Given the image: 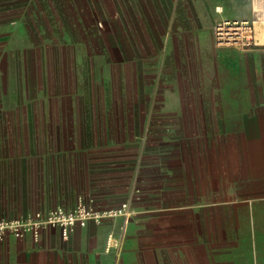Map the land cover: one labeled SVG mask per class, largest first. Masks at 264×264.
<instances>
[{
  "label": "crops",
  "instance_id": "crops-1",
  "mask_svg": "<svg viewBox=\"0 0 264 264\" xmlns=\"http://www.w3.org/2000/svg\"><path fill=\"white\" fill-rule=\"evenodd\" d=\"M175 7L176 0H0V54L7 55L0 69L64 70L87 64L102 69L95 67L99 47L90 42L95 22L99 33L117 41L121 54L118 61L114 52L112 57L103 50L101 65L119 69L136 54L139 93L150 96L146 86L153 81L146 85L145 76L161 58L147 66L144 55L167 47L162 46L163 38L174 35ZM181 21L187 24V16ZM144 38L153 40L147 44ZM255 61L240 76L219 81L216 89L210 90V84L202 96L172 91L170 108L155 114L170 118L172 136L163 132L153 138L169 148L156 152L160 147H140L137 150L148 156L143 160L123 158L132 150L128 141L95 140L103 133L125 134L135 127L137 120L130 112L128 122L118 127L112 118L104 122L103 113L91 114L90 121L101 117L96 133L83 120L75 132L83 146L69 151L70 162L63 158L66 151L35 160L36 113L19 111L27 118L22 132L29 139L24 154L15 152L20 145L12 136L0 142V215L28 216L57 206L70 209L80 200L96 207L127 200L131 215L123 236L121 216L88 220L68 239H62L55 227L41 229L37 240L30 234L9 235L0 241V264H264V66ZM169 80L174 84L172 76ZM86 95L82 87L76 93L79 98ZM194 98L199 108L193 109ZM21 100L13 93L12 102ZM17 111L0 110V120L16 118ZM213 132L221 134V145L212 141ZM231 144L233 163L226 154ZM214 149L221 151L219 174L209 171L207 151ZM83 155L95 161L87 163ZM99 156L104 160L98 161ZM211 196H221L218 207L211 208ZM211 209L221 211L220 222L211 220ZM109 234L119 246L106 248Z\"/></svg>",
  "mask_w": 264,
  "mask_h": 264
},
{
  "label": "rangeland",
  "instance_id": "rangeland-1",
  "mask_svg": "<svg viewBox=\"0 0 264 264\" xmlns=\"http://www.w3.org/2000/svg\"><path fill=\"white\" fill-rule=\"evenodd\" d=\"M174 15L177 20L174 35L163 38L162 46L167 47L155 54L149 49L148 54L144 55L147 66L161 58L158 66L155 68L150 66L148 71L151 73L145 76L146 85L149 79L153 81L151 86H146L150 96L144 97L139 93L138 64L134 61L136 54L132 53L130 60L133 58V61L129 60L119 69L116 66L117 69L112 66L108 69L106 64L101 65L105 58L101 54L103 50L112 57L114 52L118 61L121 54L117 41L106 37L102 32L99 33L95 22L94 27L90 28L91 35L94 36L90 42L99 47L98 63L95 67L102 66V69H95L92 64L83 65V68L79 69L64 70L56 67L43 71L0 69V110H18L16 118L3 117L0 120V142L7 141L12 136V140L20 145L15 152L25 153L24 144L29 135L24 130L22 132V125L27 118L22 117L19 111L25 113L26 110L32 109L36 113L33 117L32 137L35 160L52 157L54 155L51 153L54 152L66 151L67 156L63 158L71 162L73 157L69 151L76 145L83 146L82 140L75 134L79 131L81 122L83 125L84 122L91 125L92 131L96 133V121L99 123L101 117H93V121H90L91 114L108 112L106 113L108 116L102 114V120L105 122L112 118L118 127L119 122H128L130 112L137 120L135 127L131 126L127 133H121L122 135L111 127L114 132L116 131L115 134L103 133L102 139L100 137L95 140L100 142L108 139L112 143L121 140L130 142L132 150L127 151L123 157L130 161L148 157L137 150L140 147H160L156 152H163L165 148H169L165 143H159L160 145L154 143L153 138L163 132L166 137L172 136V133H169L170 118L165 116L156 118V112L170 108L172 102L168 98L172 91L202 96L203 93H207L210 84H212L210 90L216 89L219 81L240 76L241 70L249 63L252 64L255 59L258 67L264 66V0H176ZM183 15L187 16L185 25L181 21ZM150 40L153 39L144 38L147 44L151 43ZM5 56L0 54V61ZM175 69L180 72H176ZM159 76L162 77V81ZM170 76L174 81L172 85ZM183 81H189V84L184 85ZM111 83L115 86L113 90ZM81 87L87 93L85 98L76 96ZM13 93H18L22 100L18 103L12 102ZM112 94L114 97L110 99ZM181 103L182 106L185 104L184 101ZM202 104L208 106L207 101H203ZM197 106L199 108V101L194 98L193 109ZM39 111L41 115L38 114ZM99 132L100 128L98 136ZM218 134L219 132H213L210 136L213 142L221 145V134ZM230 146L226 154L233 163L234 148L232 144ZM207 153L210 159V173H221V166H218L221 163V151L214 149ZM83 156L87 163L94 160L90 155ZM110 158L115 159L113 156ZM101 160H104V156H99L98 161ZM209 204L211 208L220 205L221 196H211ZM218 209H211L212 221H221V211L218 213ZM130 215L128 213V218ZM218 238L216 236L214 240L217 241Z\"/></svg>",
  "mask_w": 264,
  "mask_h": 264
},
{
  "label": "built area",
  "instance_id": "built-area-1",
  "mask_svg": "<svg viewBox=\"0 0 264 264\" xmlns=\"http://www.w3.org/2000/svg\"><path fill=\"white\" fill-rule=\"evenodd\" d=\"M97 25L102 26L101 21H98ZM127 207V201H121L115 207H96L80 200L70 209L57 206L46 210L36 209L28 216L0 215V241L9 235L24 237L26 234L37 240L40 230L46 227L57 228L61 238L68 239L77 225L83 226L88 220L100 222L103 218L117 216L122 217L120 228L123 236L128 221ZM112 245L119 246V241L109 234L106 238V248Z\"/></svg>",
  "mask_w": 264,
  "mask_h": 264
},
{
  "label": "bare ground",
  "instance_id": "bare-ground-1",
  "mask_svg": "<svg viewBox=\"0 0 264 264\" xmlns=\"http://www.w3.org/2000/svg\"><path fill=\"white\" fill-rule=\"evenodd\" d=\"M220 34L223 33V32H219Z\"/></svg>",
  "mask_w": 264,
  "mask_h": 264
}]
</instances>
